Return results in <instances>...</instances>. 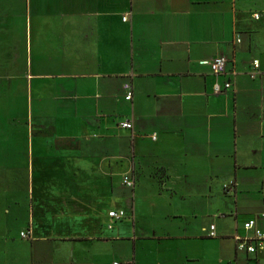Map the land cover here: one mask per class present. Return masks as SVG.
Returning <instances> with one entry per match:
<instances>
[{"label":"crops","instance_id":"obj_1","mask_svg":"<svg viewBox=\"0 0 264 264\" xmlns=\"http://www.w3.org/2000/svg\"><path fill=\"white\" fill-rule=\"evenodd\" d=\"M2 1L0 59L14 54L16 77L0 86V110L24 93L31 101L0 149L9 157L14 142L11 172L31 176L32 216L76 227L36 224L27 264H264V248L240 251L236 240L264 212V0ZM218 56L229 59L222 75L204 63ZM148 126L167 162L144 158ZM127 135L135 186L125 201L114 176ZM118 209L132 223L105 232L100 217Z\"/></svg>","mask_w":264,"mask_h":264},{"label":"rangeland","instance_id":"obj_2","mask_svg":"<svg viewBox=\"0 0 264 264\" xmlns=\"http://www.w3.org/2000/svg\"><path fill=\"white\" fill-rule=\"evenodd\" d=\"M2 4H3V1L1 0L0 5ZM12 15H14V13ZM1 57L2 58L0 59V86L4 84L5 82L6 84L14 88L15 77H16L15 75V56L14 54H11V55H8L6 58L4 55H2ZM12 96L14 98V93L12 94ZM3 100H4V97L1 95V90H0V103H3ZM29 101H31V96L29 94L27 95L26 93H24L19 99V102H16L14 100L13 102L10 103L11 108L7 110L2 109L3 111L0 110V113H1L0 114V136L5 135L9 138L14 139L15 134L17 133L16 118L17 117L20 118L19 114L22 112L26 114ZM121 107L123 108V110L129 111L131 110V102H128V100H126V98L124 97L123 102L121 101ZM122 115L127 116L128 114L123 113ZM147 129L149 133L146 132L148 133V135H145V137L151 140L146 141L144 143V146H143L144 158L149 160L155 157H159L161 158L163 162H167L168 157L159 156L156 152L153 151V148L150 142L152 140L158 141L159 137L155 138L153 136L154 129L152 127L148 126ZM24 130L26 131V129ZM127 136L129 138H126L125 141H129V144L127 142H124L123 147H121V154L123 157L120 158L119 160L118 173L117 175L114 176V180L117 181L119 184L120 196L125 201L129 199V196H130V199L132 198L133 192H132V189L129 188L128 185L124 184L123 180L127 177L129 178L135 177L134 172L130 169V164H132L131 161H132V156H133V150H132L133 147L131 145L132 141H131L130 136L129 135ZM11 144H10L11 148L8 147V149L9 151L13 153H11V156L9 157H7L9 154L7 155V153L3 152L2 149H0V161H4V159L7 157L8 160L12 163V165H10L9 167L10 171H8L7 168L0 167V264H27V263H30V259L28 258L29 256L27 255L25 251L27 247L31 246V241L27 239L31 238L32 228L36 224L39 225L37 231L38 230L41 231V229L45 231H48V230L66 231L68 228L71 229V227L73 228H76V227L73 225V223H71L72 224L71 225L66 220H64L63 217H61L60 220L56 222H47L45 217L38 215V213H36L37 214L36 217L32 216L31 214V212L33 213V207L31 208L32 196H31V189L29 187V182H31L30 181L31 176L28 173L19 175L18 178L21 177L19 181L17 179V175L15 174V172H11V170L14 169V166L16 163V156L14 153L15 143L12 142ZM175 169H176V164H175ZM150 172L151 170L148 169V172L146 176L144 177V179L150 178L149 176ZM153 175L159 181H164L165 172H163L161 169H159L157 172H154ZM136 180L138 181V178H136ZM231 180L232 178L231 179L229 178L227 181H223L222 178L217 177L216 185L224 188V184L226 182H227L226 185H229V186L231 185L232 183ZM56 193L58 192L56 191ZM46 194H47V191H46ZM232 196L235 197V193H233ZM35 201H37V197H35ZM47 201H48V198L47 196H45L44 207L46 206L48 208L50 203L49 202L47 203ZM235 201L236 199H234V202ZM140 208H141V205H140ZM141 209L143 211L145 207H142ZM259 216L260 215L255 216V218L258 221V225L255 229L251 230V232H254V230H257V229L264 228V220L261 218V216L260 217ZM42 219H45V220L43 221ZM100 219H101L100 224H102L101 228L104 229L105 232L109 231L108 229V225L110 223L109 218H106L105 215H102ZM212 220H214L215 224L219 227L221 226V223L223 222L221 218L219 217L218 218L215 217ZM129 223H132V219L130 218V216L122 220H118L114 222V228L115 230H117L119 227L129 226ZM235 223H236L235 217L230 219V225H233ZM80 224L82 223L77 222L76 226L82 227V225ZM22 232H25L26 236H23ZM120 245H122V243ZM263 252L264 251H262V253ZM120 258L121 257H118L115 260H117L118 263L120 262L122 263V261H120L121 260Z\"/></svg>","mask_w":264,"mask_h":264},{"label":"built area","instance_id":"obj_3","mask_svg":"<svg viewBox=\"0 0 264 264\" xmlns=\"http://www.w3.org/2000/svg\"><path fill=\"white\" fill-rule=\"evenodd\" d=\"M256 16L259 17L260 15L256 14ZM127 19H128V16L127 15L124 16V20H127ZM228 61L229 59L227 56H218L212 60L204 61V63L208 64L214 73L218 75H222L226 73L227 71ZM254 65L256 69L260 67L259 59L254 60ZM256 75H257V70H255V72L252 73L253 77H255ZM231 87H232V81L230 80L223 81V82L218 81L215 84V92L223 93ZM124 88L127 92L126 99L133 100L134 89H133L132 83L130 82L125 83ZM121 126L127 129H133L134 124H133V121L126 119L121 122ZM154 137L156 138V135H154ZM123 182L125 185H128L129 187L135 186V180L133 178L127 177L123 180ZM109 216L111 217V222L109 223L108 227L112 229L114 227L113 226L114 222L118 220H122L127 216V211L125 209L110 210ZM261 217L264 219V212L262 213ZM257 225H258V221L256 218H251L247 220L244 224L245 228L249 231L255 229ZM211 230H212V235H215L216 226L212 225ZM22 235L26 236V233L22 232ZM236 240H237L238 250L246 251L251 254H255L259 251V249L264 248V228L254 230V234L252 236H243V235L237 234ZM116 264L118 263L116 262Z\"/></svg>","mask_w":264,"mask_h":264}]
</instances>
